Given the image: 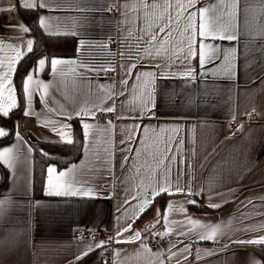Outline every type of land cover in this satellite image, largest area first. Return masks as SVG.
<instances>
[{
  "label": "crops",
  "instance_id": "obj_1",
  "mask_svg": "<svg viewBox=\"0 0 264 264\" xmlns=\"http://www.w3.org/2000/svg\"><path fill=\"white\" fill-rule=\"evenodd\" d=\"M21 9L77 52L29 69L12 120L34 44ZM76 124L81 155L51 160L37 196L33 144L71 145ZM4 177L0 264H102L109 243L79 229L114 239L113 264H259L230 247L264 250V0H0Z\"/></svg>",
  "mask_w": 264,
  "mask_h": 264
},
{
  "label": "trees",
  "instance_id": "obj_2",
  "mask_svg": "<svg viewBox=\"0 0 264 264\" xmlns=\"http://www.w3.org/2000/svg\"><path fill=\"white\" fill-rule=\"evenodd\" d=\"M21 14L27 23L30 34L34 38L32 50L19 62L15 73V86L19 104L12 114V120L17 117L23 119L25 107L24 83L29 69L42 57L50 60L53 57H72L77 52V40L73 36H52L45 34L39 27L37 13L21 9ZM34 148V189L40 196L44 188L46 168L51 160L60 165L75 161L79 158L83 148L81 128L75 125V140L71 145H43L33 144ZM6 177L0 187L5 184Z\"/></svg>",
  "mask_w": 264,
  "mask_h": 264
},
{
  "label": "built area",
  "instance_id": "obj_3",
  "mask_svg": "<svg viewBox=\"0 0 264 264\" xmlns=\"http://www.w3.org/2000/svg\"><path fill=\"white\" fill-rule=\"evenodd\" d=\"M112 44V41L108 42ZM109 75V72H107ZM104 119H110V115H101ZM257 112L253 111L248 114L243 119L235 120L234 124L240 122H248L252 123L256 121ZM167 231V228L164 224H155L153 222L145 225L141 231V234L145 241L151 244L154 247H161L163 244V237ZM73 238L78 242H106L109 243L110 247L105 252L102 264H113V245L114 239L112 237H108L107 233L102 230H93V229H79L76 233H74ZM230 248L235 249H245L256 253L260 257V263L264 264V250L262 246H251V245H233Z\"/></svg>",
  "mask_w": 264,
  "mask_h": 264
}]
</instances>
